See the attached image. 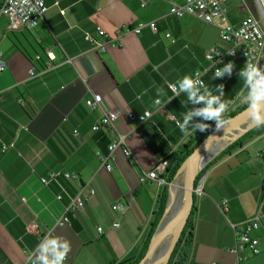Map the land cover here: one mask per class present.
I'll return each instance as SVG.
<instances>
[{"label":"crops","instance_id":"0c3cea01","mask_svg":"<svg viewBox=\"0 0 264 264\" xmlns=\"http://www.w3.org/2000/svg\"><path fill=\"white\" fill-rule=\"evenodd\" d=\"M45 4L47 12L32 30L8 31L7 20L0 18V52L7 63L0 74V264H28L29 257L41 264L39 241L48 233L69 245L62 264L133 261L149 240L159 198L168 189L142 181L143 174L202 135L199 130L186 135L176 124L185 105L199 108L202 103L188 105L186 94L174 95L168 85L195 71L213 94L214 85L223 84V99L231 103L222 121L243 107L249 89L234 73L211 80L204 54L213 46H226L217 30L189 15L175 18L162 0ZM230 12L232 25L247 15L241 0L229 1ZM151 22L156 32L144 26L135 33ZM98 29L106 38L97 36ZM86 34L105 44L104 51L93 52ZM94 95L101 97L100 104L89 109L85 101ZM108 112L118 115L117 134L110 127L92 132ZM145 112L151 114L150 122L125 118ZM202 122L209 125L206 130L215 127L214 121ZM118 136L129 155L115 151L107 171L97 153L106 154ZM238 141L202 175L203 194L194 197L191 241L180 264H236L232 226L241 230L257 213L261 226L251 236L259 241V253H247L243 264H264V125ZM51 173L75 179L58 177L42 185L40 180ZM75 198L84 208L68 212V222L58 225ZM114 205L121 208L113 211ZM167 207L168 199L164 212ZM113 223L119 226L112 228ZM28 226H35L37 234L26 233Z\"/></svg>","mask_w":264,"mask_h":264},{"label":"built area","instance_id":"2783aa9c","mask_svg":"<svg viewBox=\"0 0 264 264\" xmlns=\"http://www.w3.org/2000/svg\"><path fill=\"white\" fill-rule=\"evenodd\" d=\"M169 4V14L175 18H181L184 15L195 17L203 23L214 27L218 32V39L226 46H213L208 49L204 58L208 63V69L214 72L216 67H222L223 64L216 63L217 61H223L228 63L231 61L234 65L232 73L239 75V72L244 68L247 63L260 66L261 60L264 56V28L262 27L261 19H254L249 13L240 20L237 25H232L228 20V3L230 0H184L183 5L174 4V0H162ZM243 5V0H241ZM244 7V6H243ZM47 6L45 0H3L0 5V18L7 20L6 30L11 31L14 29L32 30L42 20L47 12ZM245 9V8H244ZM144 26L152 32H156V26L154 22L148 23L147 25H139L135 30V33H139L140 29ZM97 36L106 38V35L101 31L97 30ZM166 38H169V34H165ZM85 41L93 45V52L104 51V45L94 40V38L88 34L84 37ZM109 43V42H108ZM7 68V63L3 59L0 52V74L3 73ZM197 72V71H195ZM194 72V73H195ZM193 73V74H194ZM32 76L34 73L29 72ZM201 79V75L199 77ZM168 89L177 95L172 89ZM101 97L94 95L92 99L85 101V106L89 109H93L100 104ZM125 118L134 123L142 124L150 122L151 114L145 112L141 116H135L132 113H127ZM172 119L171 117H169ZM118 115L115 112L105 113L99 121L91 128L92 132L97 131L100 127H110L113 129V133L117 134L115 124L117 122ZM76 136L77 133L74 132ZM121 150L124 156H128L129 152L125 148L124 138L118 136L116 140H113L108 146L107 153L100 155L97 153V157L100 161L101 166L107 171L112 170L113 166V154L115 151ZM168 170V161L163 160L158 162L151 171L144 173L141 178L142 181L149 180L156 182L162 187H173L172 182H167L166 173ZM58 177H63L66 180L74 181L75 177L69 174L51 173L46 178L40 180L41 184L46 186L50 181ZM262 191H264V178L261 185ZM92 194V191H90ZM203 194V179H199L193 189L194 197H199ZM60 200V197H57ZM223 204L225 201L222 202ZM84 208L83 202L79 198H75L64 211V215L58 222V225L62 226L68 222L67 213L71 211H79ZM120 205H114L113 211L119 210ZM118 223H113L112 228H117ZM260 218L257 213L253 218L247 220L241 224V230H238L236 226H232L234 235V246L231 253L236 255V264H243L247 260V253L251 255H257L258 250V239L251 236L252 232L260 229ZM97 234L102 233V228L96 229ZM26 233L37 234L35 226H28ZM45 237L51 238L49 233L41 237L39 245L45 239ZM28 264H34L31 257L27 259ZM215 264V263H212Z\"/></svg>","mask_w":264,"mask_h":264},{"label":"clouds","instance_id":"9594fccd","mask_svg":"<svg viewBox=\"0 0 264 264\" xmlns=\"http://www.w3.org/2000/svg\"><path fill=\"white\" fill-rule=\"evenodd\" d=\"M216 63H221L223 66L215 68L211 80L222 78L225 74L231 76L234 67L231 61L228 63L217 61ZM199 77L200 72L197 71L193 75H184L177 81L176 85H168L177 95L180 91L184 92L188 105L202 103V106L199 108H188L185 105L187 110L182 115V121H176L177 127L186 135L196 133L197 130L204 132L209 125L202 121H214L215 126L219 128L223 123L221 114L225 112L231 103V101L223 99V84L214 85L217 94H213V90L200 80ZM239 77L243 79L244 84L249 89L246 101L252 121L257 126L264 124V69L258 67V65L247 63L239 72ZM201 90H203L202 94H200ZM162 92L163 89H157L158 95L162 94ZM154 103L159 104L160 100L157 99ZM193 117L201 119L197 121ZM38 248L40 254L37 260L41 264H62L65 254L69 250V245L66 241L61 242L57 238L45 237Z\"/></svg>","mask_w":264,"mask_h":264},{"label":"water","instance_id":"95a60500","mask_svg":"<svg viewBox=\"0 0 264 264\" xmlns=\"http://www.w3.org/2000/svg\"><path fill=\"white\" fill-rule=\"evenodd\" d=\"M243 6L247 13H249L254 19L262 20V27L264 28V0H243ZM247 94L243 97L241 101L243 108L237 111L234 115L225 118L219 128H213L203 139H201L195 145L192 152L183 160V162L179 166L177 170V177L182 176L183 178L182 196L183 201L186 203V208L184 212L177 219H175V221H170L162 228L161 223L164 216L161 218L154 233V236L138 264H143L151 258L154 251L159 246L162 237L166 233L170 232L174 227L180 228L187 220L190 211L194 205L193 189L195 186L196 177L199 173V171H196L195 165L198 159L216 145L221 146L217 154L222 152L225 148L232 146L235 142L240 140L242 137H244L246 134H248L255 128L264 125L261 124L257 126L252 121L247 107ZM217 154L212 155L210 159H213ZM205 165L203 167H205ZM178 232L179 231H177L172 243L169 246L166 259L169 258L176 245L179 236Z\"/></svg>","mask_w":264,"mask_h":264},{"label":"trees","instance_id":"16d2710c","mask_svg":"<svg viewBox=\"0 0 264 264\" xmlns=\"http://www.w3.org/2000/svg\"><path fill=\"white\" fill-rule=\"evenodd\" d=\"M243 108V107H242ZM241 108V109H242ZM239 109V110H241ZM238 110V111H239ZM236 112L232 113L229 116L234 115ZM216 127V126H215ZM215 127H211L210 129L202 132V135L200 136V138L198 139H194L195 144L193 145V142H189L187 145H184L180 148V150L177 153H174L173 155H171V157L169 158L168 161V170L166 173V180L167 182H173L176 177H177V170L179 168V166L181 165V163L183 162V160L192 152L193 148L195 147V145L201 140L203 139L213 128ZM239 141L235 142L231 147H235L238 146ZM230 147V148H231ZM230 148H226L223 152H221L219 155H217L212 161H210L203 170L200 171V173H198L196 180H195V184L198 181V179L200 177H202V175L204 174V172L210 167L212 166L217 160H219L222 156L228 154ZM168 199V191L167 188L163 189L161 196L159 198V202H158V208H157V212L155 215V220L151 226V233L149 235V240L146 242V244L144 245V249L142 254L134 259L133 261H126L123 262L121 264H138L139 261L142 259L144 253L146 252L148 245L151 242V238L164 214L165 211V205ZM194 211V205L190 211V214L187 218V220L184 223V226L179 230L178 232V239L176 242V245L170 255L169 260L167 261L166 264H180L183 256H184V250H185V246L191 241V231H192V214ZM178 259V262L175 263L174 260Z\"/></svg>","mask_w":264,"mask_h":264},{"label":"rangeland","instance_id":"374dc122","mask_svg":"<svg viewBox=\"0 0 264 264\" xmlns=\"http://www.w3.org/2000/svg\"><path fill=\"white\" fill-rule=\"evenodd\" d=\"M231 14H233V12L231 13H228V15L227 16H229V15H231ZM220 148H221V146H219ZM217 148L216 150H215V152H214V154L216 153L217 154V152L220 150V148ZM213 154V155H214ZM213 159H210V161H212ZM209 161V162H210ZM208 162V163H209ZM207 163V164H208ZM206 164V165H207ZM205 165V166H206ZM205 167H203L201 170H203ZM200 170V171H201ZM200 171H199V173H200ZM180 177V178H179ZM202 177H200L199 179H201ZM198 179V180H199ZM171 185L173 186V185H177V186H183V178L181 177V176H178V177H176V179L171 183ZM172 188L173 187H168V189H167V191H168V207H167V210H166V212H164V214H163V219H162V223H161V227L163 226V224L165 223V222H167L168 221V219L171 217V215L172 214H174L175 212H178L179 210H180V208H181V206H182V204H183V196L181 195L180 197H179V199L177 200V201H175V202H173V200H172V196H173V193H172ZM173 202V203H172ZM175 203V204H174ZM172 205H174V206H172ZM170 208V209H169ZM177 210V211H176ZM183 226H184V224H183ZM183 226H181L180 228H177V227H174L170 232H168L167 233V236H166V238H165V241H163V242H161L160 244H159V246L157 247V249L154 251V253H153V255L151 256V258L150 259H148L147 261H150V264H154V262L153 261H155L156 260V258L158 257V254H159V252L161 251V250H163L164 248H165V244H167V242L169 241L170 242V244L172 243V241H173V239H174V237H175V235H176V233H177V231H179ZM168 239V240H167ZM151 240H152V238H151ZM170 244H169V246H170ZM157 254V255H156ZM155 257V258H154ZM169 258H170V256H169ZM169 258L168 259H166V260H164L161 264H166L167 263V261L169 260ZM146 261V262H147ZM146 262H144L143 264H145ZM174 262L175 263H177L178 262V259L176 258L175 260H174Z\"/></svg>","mask_w":264,"mask_h":264},{"label":"bare ground","instance_id":"6f19581e","mask_svg":"<svg viewBox=\"0 0 264 264\" xmlns=\"http://www.w3.org/2000/svg\"><path fill=\"white\" fill-rule=\"evenodd\" d=\"M219 146L216 145L214 146L211 150H209L206 154L202 155L196 165H195V169L196 171H200L202 169V167L209 161V159L211 158V156L214 154L215 150L218 148ZM220 148V147H219ZM216 154V153H215ZM182 177V176H181ZM180 178V177H179ZM172 193H173V196H172V200L173 202L177 201L179 199V197L182 195L183 193V186H177V185H173V188H172ZM172 202V203H173ZM175 204V203H174ZM174 206V205H172ZM186 208V203L183 202L180 210L178 212H175L174 214L171 215V217L168 219L167 222H165L163 224L162 227H164V225H166L167 223H169L170 221H175V219H177L185 210ZM170 209V208H169ZM177 211V210H176ZM161 227V228H162ZM167 236V233L162 237V240L161 242L165 241V238ZM168 240V239H167ZM160 242V243H161ZM169 244L170 242L168 241L167 244H165V248L163 250H161L158 254V257L156 258L154 262V264H161L164 260H166V257H167V252H168V249H169ZM157 255V254H156ZM155 258V257H154ZM145 264H150V261H147Z\"/></svg>","mask_w":264,"mask_h":264},{"label":"flooded vegetation","instance_id":"af4514ba","mask_svg":"<svg viewBox=\"0 0 264 264\" xmlns=\"http://www.w3.org/2000/svg\"><path fill=\"white\" fill-rule=\"evenodd\" d=\"M261 62H264V56H263V58H262ZM263 64H264V63H263Z\"/></svg>","mask_w":264,"mask_h":264}]
</instances>
